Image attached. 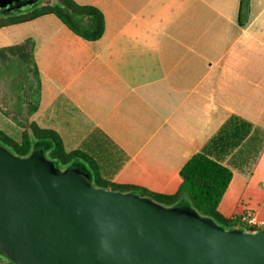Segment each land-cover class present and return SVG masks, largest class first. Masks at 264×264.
Segmentation results:
<instances>
[{
  "label": "crops",
  "instance_id": "0c3cea01",
  "mask_svg": "<svg viewBox=\"0 0 264 264\" xmlns=\"http://www.w3.org/2000/svg\"><path fill=\"white\" fill-rule=\"evenodd\" d=\"M73 1L101 13L100 39L51 14L0 28V48L34 42L29 121L91 177L162 195L203 151L231 171L219 215L264 223V0Z\"/></svg>",
  "mask_w": 264,
  "mask_h": 264
},
{
  "label": "water",
  "instance_id": "95a60500",
  "mask_svg": "<svg viewBox=\"0 0 264 264\" xmlns=\"http://www.w3.org/2000/svg\"><path fill=\"white\" fill-rule=\"evenodd\" d=\"M43 0H0V17ZM36 144H0V256L13 264H264V228H224L187 202L166 206L96 187L84 167L60 168Z\"/></svg>",
  "mask_w": 264,
  "mask_h": 264
},
{
  "label": "trees",
  "instance_id": "16d2710c",
  "mask_svg": "<svg viewBox=\"0 0 264 264\" xmlns=\"http://www.w3.org/2000/svg\"><path fill=\"white\" fill-rule=\"evenodd\" d=\"M48 14L54 15L71 32L86 41H96L103 35L104 20L101 13L93 7L78 5L73 0H43L26 12L0 17V28L28 22ZM0 80L5 86L6 93L11 95L10 98H6L11 101V118L18 120L23 110L27 113V117L19 121L23 128L19 140L0 128L2 146L22 158L28 156L36 144H44L48 146L45 156L57 162L60 168L84 167V162L92 165L84 154L78 151L66 152L56 132L42 129L28 120L38 108L41 92L32 40L0 48ZM1 108L0 104V110ZM1 111L7 115L4 110ZM179 175L181 184L174 195L157 194L138 186L111 184L96 176L92 177V183L103 189L135 192L166 206L187 202L200 215L211 218L226 229L239 227L247 232L260 230L242 223L239 218L226 219L219 215L218 204L231 180V171L227 167L210 159L202 151L194 154L185 163Z\"/></svg>",
  "mask_w": 264,
  "mask_h": 264
},
{
  "label": "rangeland",
  "instance_id": "374dc122",
  "mask_svg": "<svg viewBox=\"0 0 264 264\" xmlns=\"http://www.w3.org/2000/svg\"><path fill=\"white\" fill-rule=\"evenodd\" d=\"M10 97H11V95H8L6 93L5 86L2 84V82L0 80V104L2 107L1 110H4V112L7 114V115H5L3 113V111L0 110V112L2 113V116L0 118V128L3 131H5L9 136L13 137L16 140H19L20 135L22 134V130H23L19 121L24 120L27 117L26 116L27 113L25 110H23V112L21 113V116L18 117V120L12 119L11 115H10L12 113L11 101H8L10 99H6V98H10ZM3 103H5V104H3ZM0 260H3L5 262L9 263V261L2 256H0Z\"/></svg>",
  "mask_w": 264,
  "mask_h": 264
},
{
  "label": "built area",
  "instance_id": "2783aa9c",
  "mask_svg": "<svg viewBox=\"0 0 264 264\" xmlns=\"http://www.w3.org/2000/svg\"><path fill=\"white\" fill-rule=\"evenodd\" d=\"M239 219L242 223L246 225L253 226L256 228H264V223H259L256 218L252 215L242 216Z\"/></svg>",
  "mask_w": 264,
  "mask_h": 264
}]
</instances>
